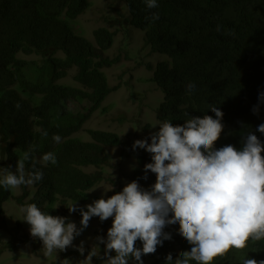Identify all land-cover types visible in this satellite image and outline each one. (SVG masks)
Segmentation results:
<instances>
[{"label":"trees","instance_id":"obj_1","mask_svg":"<svg viewBox=\"0 0 264 264\" xmlns=\"http://www.w3.org/2000/svg\"><path fill=\"white\" fill-rule=\"evenodd\" d=\"M121 1L130 14L124 21L144 33L150 55L166 57L152 78L164 93L158 123L182 126L189 118L205 115L215 119L209 106H216L224 125L217 149L232 145L242 150L249 134L264 145V133L258 131L264 124V0H157L154 9L147 8L145 0ZM91 7L92 0H0V154L5 169L15 173L18 160L31 150L25 172L33 171V164L43 172L33 191L21 186L16 197L0 186V228L5 225L4 204L12 197L19 207L35 203L45 214L69 223L67 206L73 204L81 215L78 205L87 203L89 193L105 179L106 148L122 146L124 158L135 155L116 133L89 130L90 142L72 137L96 112H108L103 106L117 90L105 71L120 58L106 53L119 32L112 31V25L122 26L119 18L124 14L116 9V18L105 19L108 27L94 30L92 42L74 28ZM156 14L159 19L153 20ZM71 71L76 72V86L62 82ZM189 84L195 85L191 94ZM158 131L159 126L152 134ZM55 135L62 138L59 143L53 141ZM137 150L131 181L151 191L156 174L146 172L145 165L153 162L152 154ZM48 152L55 153L56 165H43L42 156ZM89 168L96 171L88 173ZM163 231L171 239L162 240L154 254L143 255V264H167L169 254L174 264L180 253L191 250L178 223ZM249 243L255 251L245 249L247 258L264 260V241ZM19 244L15 230L7 248ZM243 255L232 249L227 258L216 257L212 264H242Z\"/></svg>","mask_w":264,"mask_h":264},{"label":"clouds","instance_id":"obj_2","mask_svg":"<svg viewBox=\"0 0 264 264\" xmlns=\"http://www.w3.org/2000/svg\"><path fill=\"white\" fill-rule=\"evenodd\" d=\"M145 3L149 9L158 7L157 0H145ZM152 19H159L158 14ZM194 89V84L187 86L189 94ZM260 99L264 101V93L260 94ZM209 109L215 114V119L208 115L189 118L182 126H173L166 120L159 123L158 132L152 134L154 128L143 141H135L134 149L138 147L152 154L153 162L145 165V171L156 174V183L151 191L143 190L137 182L131 181V174L126 170L128 173L124 174L123 182H114L118 188L125 185L121 193L116 194V190V195L111 198L99 199L88 205L87 211L81 210L82 217L76 213L73 204L69 206L70 212L82 218L80 229L71 221L66 223L63 217L45 214L35 203L21 207L23 220L31 227V236L43 243L44 256L66 251L88 227L90 219L99 217L101 221L108 219L113 224L107 233L106 255L113 250L116 255L109 256L106 264H129L130 257L143 264V255L154 254L162 240L171 239L163 229L177 223L180 225L179 234L192 247L190 251L180 253L174 264H190L192 261L212 264L216 257L227 258L232 249L236 254H244L242 264H264V260L247 258L248 252L244 251H255L249 241H264V145L254 134H249L242 150L232 145L217 149L215 144L224 130L223 112L216 106H209ZM257 111L258 108L253 109L254 113ZM82 130L72 137L81 139L79 133ZM150 130L151 127L145 131ZM258 131L264 133V124L259 125ZM43 135L46 137L47 132ZM150 135L149 144L147 139ZM61 139L59 135L53 136L56 143ZM31 158V150L25 151L17 162L15 173L0 169L3 173L0 186L14 190L42 181L43 172L35 170V164L33 171L25 172V163ZM1 161L4 162L3 157ZM42 162L43 165L58 163L54 152L45 153ZM137 240L143 243L142 249L134 247ZM9 242L0 251V256L5 250H12L17 257L21 244L32 243L24 237L18 247L8 249ZM100 242L104 243L103 240ZM71 248L66 254L69 259L78 256L91 260L96 255L95 251L86 255L88 252L80 244ZM166 259L167 264H173L171 254Z\"/></svg>","mask_w":264,"mask_h":264},{"label":"rangeland","instance_id":"obj_3","mask_svg":"<svg viewBox=\"0 0 264 264\" xmlns=\"http://www.w3.org/2000/svg\"><path fill=\"white\" fill-rule=\"evenodd\" d=\"M116 9L124 14V16L119 18L123 25H112L111 30L116 31L119 28V32L117 33L114 46L106 55L110 58L118 57L120 62L106 69L105 72L111 87L117 90L108 97L103 106L108 112L104 114L96 112L85 124L79 136L82 140L88 142L91 140L87 134L89 129L113 132L121 137L126 144V148L136 152L134 156H129L132 158H124L122 156L124 147L106 149L109 157V166L104 168L105 179L93 189L92 193H89L90 199L87 203L78 205L83 211H87V206L94 204L95 201L99 199L107 200L123 191L125 185H120V188H118L114 182H123L124 174L128 173L125 172L126 170L133 174L134 170H130L135 166V160L138 155L137 148H133L134 142L137 140L143 141L146 134H149L154 128L156 129L159 126L156 109L164 102V93L152 81L157 64L164 57L159 53L151 56L150 48L145 46L144 33L126 24L124 19L130 14L125 3L120 0L115 2L114 0H92V7L74 24V28L85 38L94 42V30L100 27H108L105 19L112 21V19L116 18ZM30 59H33V57ZM148 65L152 67L151 70L147 68ZM75 74V71H71L69 77L62 80V82L76 86L73 80ZM148 125H150L151 130L145 131ZM1 159L2 156L0 154V169H5L7 162H2ZM95 170V168L87 169L88 172H94ZM0 175L3 176V173L0 172ZM29 189L33 191V185L29 186ZM116 190L117 193L115 194ZM11 191L13 197L22 193L20 188ZM13 197L4 204L6 216L5 225L0 228V251L5 248V245L11 239V235H14L15 230H17L18 239L27 237L32 243L21 244L17 257L12 250H5L0 256V264H64V261H68V264H106L109 256L114 257L116 255L114 250L106 255L107 233L113 225L112 222L109 223L108 219L101 221L99 217H92L88 227L74 239L71 246L74 247L80 244L88 252L86 254L88 256L95 251L96 255L92 256L91 260L87 257L80 259L78 256L73 255V258H67L66 254L73 249L71 247L67 248L66 251H58L56 255L45 257L42 241L31 236V227L23 220V213L20 211L21 207L16 205ZM69 206H67L68 209ZM68 214L71 223H75L77 228L80 229L82 227L80 223L82 218H79L75 212H69ZM101 240L104 243H101ZM134 247L143 248L137 242ZM133 262L136 261L130 257L129 263Z\"/></svg>","mask_w":264,"mask_h":264}]
</instances>
